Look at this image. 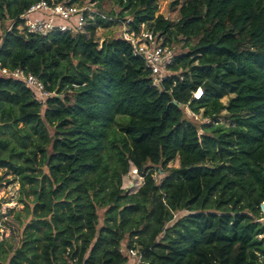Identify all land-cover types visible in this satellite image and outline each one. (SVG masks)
I'll list each match as a JSON object with an SVG mask.
<instances>
[{
    "label": "trees",
    "instance_id": "obj_1",
    "mask_svg": "<svg viewBox=\"0 0 264 264\" xmlns=\"http://www.w3.org/2000/svg\"><path fill=\"white\" fill-rule=\"evenodd\" d=\"M39 1L0 0V66L55 94L39 105L0 76V171L25 212L0 264H132L125 241L138 264H264V0H170L177 21L156 15L160 0H69L96 3L106 20L85 34H21L19 17ZM127 19L187 42L161 90L127 42L95 38ZM131 165L144 179L130 193Z\"/></svg>",
    "mask_w": 264,
    "mask_h": 264
},
{
    "label": "built area",
    "instance_id": "obj_2",
    "mask_svg": "<svg viewBox=\"0 0 264 264\" xmlns=\"http://www.w3.org/2000/svg\"><path fill=\"white\" fill-rule=\"evenodd\" d=\"M89 12H91L89 7L70 4L69 0L63 2L40 0L19 17L21 22L17 28L21 34L42 37L52 33L85 34L86 27L96 17L99 16L106 20V16L98 10L92 16L89 15ZM164 19L167 20L165 17ZM15 23V21L9 22L8 31L11 30ZM120 25L118 37L128 43L134 57L142 59L145 69L150 73L152 86L161 90L163 81L171 76L169 72L177 56L173 48L164 42L163 36L156 33L153 28L148 27L146 24H141L135 30L131 28L130 20L127 19ZM0 76L20 82L34 94V100L39 105L44 104L48 98L55 95L47 91L45 85L36 76L25 70H8L0 66ZM201 96L202 89L198 88L193 93V99L199 100ZM184 111L188 118L198 119L197 115L199 114L192 113L187 106L184 107ZM132 174L140 176L136 169L132 170ZM140 177L143 184L144 178ZM259 210L262 217H264V202L261 203ZM126 254L133 260L132 264H138L141 260V255L136 250H127Z\"/></svg>",
    "mask_w": 264,
    "mask_h": 264
},
{
    "label": "rangeland",
    "instance_id": "obj_3",
    "mask_svg": "<svg viewBox=\"0 0 264 264\" xmlns=\"http://www.w3.org/2000/svg\"><path fill=\"white\" fill-rule=\"evenodd\" d=\"M170 0H160L159 1V7L158 11L156 12V15H163L168 20L177 21L178 19V12L176 10H172L170 8ZM90 4V5H88ZM86 7H89L91 9V12H89V15H94V12H96L98 9L96 7V3H85ZM101 8L104 11H111L116 10L117 7H115L111 2H104L101 5ZM99 11V10H98ZM120 26L121 25H115L108 28L99 27L96 30L95 38L98 42H102L106 38L111 37H118V34L120 32ZM9 27V23H5V28ZM174 50L176 55H179L180 53L187 52L188 47H186L187 42L183 39H179L177 42L168 43ZM170 75L173 74V71L169 72ZM231 97V96H230ZM228 102V97H225L222 99V103L226 104ZM185 112V111H184ZM225 113H222L220 117H218L217 122L220 125L224 126H230V122L226 120ZM186 115V112H185ZM198 119L194 120L195 124L199 127V125L202 123L201 115H197ZM186 118L188 116L186 115ZM217 125L215 123L212 124ZM200 128V127H199ZM206 133H210L209 131H206ZM113 160H109V165L112 167ZM146 165L150 166L149 163H146ZM171 169H177L178 163L175 161L172 164L169 165ZM137 168L135 165H131L130 172L122 178V188L126 189L127 191L135 192L136 189L142 184V180L140 176H136L132 174V170ZM154 169V168H153ZM157 182L163 177V175L156 176ZM12 180L11 174H6L4 170L0 171V213L4 215L5 217L2 219L0 223V242L3 240H10L14 246L18 243L17 238V221H16V213L20 212L22 216L25 215L24 212V206L18 202L19 199V185L17 183L9 184L8 181ZM31 199V197L29 198ZM104 211L102 209L98 210L99 215V222L100 225L103 222V216ZM185 215V213H180L179 215H176L175 218H179L180 216ZM261 223H264V217L260 221ZM126 241L123 243L122 251L125 255L126 251Z\"/></svg>",
    "mask_w": 264,
    "mask_h": 264
},
{
    "label": "water",
    "instance_id": "obj_4",
    "mask_svg": "<svg viewBox=\"0 0 264 264\" xmlns=\"http://www.w3.org/2000/svg\"><path fill=\"white\" fill-rule=\"evenodd\" d=\"M173 104L176 105V106L179 107V108H182V105L177 104L176 102H173Z\"/></svg>",
    "mask_w": 264,
    "mask_h": 264
}]
</instances>
